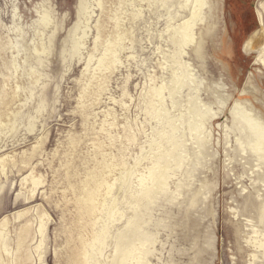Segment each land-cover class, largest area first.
<instances>
[{
	"label": "rangeland",
	"instance_id": "374dc122",
	"mask_svg": "<svg viewBox=\"0 0 264 264\" xmlns=\"http://www.w3.org/2000/svg\"><path fill=\"white\" fill-rule=\"evenodd\" d=\"M261 3L0 0V264H264Z\"/></svg>",
	"mask_w": 264,
	"mask_h": 264
},
{
	"label": "bare ground",
	"instance_id": "6f19581e",
	"mask_svg": "<svg viewBox=\"0 0 264 264\" xmlns=\"http://www.w3.org/2000/svg\"><path fill=\"white\" fill-rule=\"evenodd\" d=\"M260 9H262L263 11H260ZM259 12L260 13H262L263 14V16L261 17V19H262V21H264V3H261V5H260V8H259ZM261 39H263V37L262 36H258V35H256V36H254L252 39H251V42H250V44H249V47H250V49H252L253 47H254V45L256 44V43H258V42H260V40ZM262 43H263V41H262ZM257 47V46H256ZM255 48V47H254ZM115 49V48H114ZM257 49V48H256ZM258 49H260V53L262 52V51H264V45L261 47V48H258ZM264 53V52H263ZM113 54V53H112ZM264 61V60H263ZM253 128H254V131H255V134H256V137H257V140L258 141H264V122L262 123V124H259V123H257L255 126H253ZM107 184V183H106ZM106 184H105V186H106ZM111 184V183H110ZM105 188V187H104ZM107 188V187H106ZM109 188V187H108ZM107 188V189H108ZM109 190V189H108ZM103 191V190H102ZM105 191H106V189H105ZM97 189L96 188H93V189H91V190H87L86 191V194H85V196L87 197V199L89 200V203L90 204H88L87 205V201L85 202L83 199H82V201H81V206H82V208L83 209H87V211L88 212H93V211H95L96 210V206H97ZM105 194V193H104ZM101 195V194H100ZM102 196V195H101ZM103 197L104 196H102V199H103ZM99 201H100V199H99ZM101 203V202H100ZM89 206H91V208L89 207ZM101 207H102V204H101ZM98 210V209H97ZM96 210V211H97ZM94 214V213H93ZM4 228V227H3ZM100 237H98V239H99ZM96 240V239H95ZM87 247V246H86ZM85 248V247H84ZM85 250H86V248H85ZM85 253L86 252H84V251H82V253H80V258L78 259V264H87L86 262H85V258H84V255H85Z\"/></svg>",
	"mask_w": 264,
	"mask_h": 264
}]
</instances>
